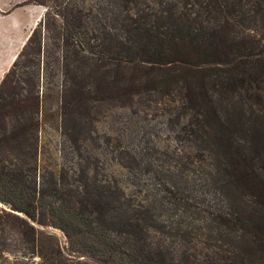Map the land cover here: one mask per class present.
Returning a JSON list of instances; mask_svg holds the SVG:
<instances>
[{
    "label": "rangeland",
    "instance_id": "374dc122",
    "mask_svg": "<svg viewBox=\"0 0 264 264\" xmlns=\"http://www.w3.org/2000/svg\"><path fill=\"white\" fill-rule=\"evenodd\" d=\"M39 2L0 23V65L17 51L0 67V177L19 187L0 182V264H50L45 234L74 254L42 199L35 220L15 207L53 181L101 227L137 224L165 264H264L250 220L264 215V0H220V13L206 0ZM175 28L212 34L202 73L217 76L154 85L173 74L148 62L145 32Z\"/></svg>",
    "mask_w": 264,
    "mask_h": 264
},
{
    "label": "trees",
    "instance_id": "16d2710c",
    "mask_svg": "<svg viewBox=\"0 0 264 264\" xmlns=\"http://www.w3.org/2000/svg\"><path fill=\"white\" fill-rule=\"evenodd\" d=\"M32 2H39V0H30ZM227 1V0H225ZM212 7H217L219 13L221 12L220 0H206ZM38 4H44V1ZM215 17L213 16V19ZM212 29V27H211ZM166 31L163 35L152 34L146 31L147 43H151L156 47L155 49L144 50L148 58V62L164 66L165 70L170 71L173 77L168 76L160 78L154 85H163L164 88H169L178 83L179 80L192 83L190 80H206L211 76H217L216 72H209L203 74L202 64H206V58L210 53H214L213 43L211 41L212 34H204L200 32L191 33L187 29L175 28ZM129 49V47H128ZM211 55V54H210ZM159 66V67H160ZM228 66V64H226ZM219 71V68H215ZM222 72L227 76L224 79H217L215 86L218 90H228L235 85L234 79L236 74L241 72V67L231 66L228 71L224 69ZM216 74V75H215ZM179 75L180 78L176 79ZM199 75V76H197ZM198 77V78H196ZM4 78L1 82H3ZM213 83V81H210ZM2 183H13L10 178L0 177ZM14 187L18 184L13 183ZM19 188V187H18ZM60 187L53 181L51 186L52 194L48 198L24 197L23 193L19 191L16 195V209L24 211L27 216L35 220L32 211L34 203L41 200L44 204L45 212L44 219L47 218V225L61 229L62 234L66 237L69 252L74 254L62 253L59 246L54 244L52 235L45 234V240L49 244H41L39 250L44 251L49 258L50 264H165L163 260L157 259L149 253L146 240L143 237L142 230L137 224L127 223V226H121V229H114L113 219H109L111 227H101L100 219L101 213L92 210L86 204H80L77 208L69 201L65 200L60 191ZM94 211L95 214H92ZM97 216V218H96ZM256 219V221L254 220ZM250 220L257 225L264 226V215L252 214ZM53 242V243H52Z\"/></svg>",
    "mask_w": 264,
    "mask_h": 264
},
{
    "label": "crops",
    "instance_id": "0c3cea01",
    "mask_svg": "<svg viewBox=\"0 0 264 264\" xmlns=\"http://www.w3.org/2000/svg\"><path fill=\"white\" fill-rule=\"evenodd\" d=\"M25 4H29V0H0V23L5 22L6 20L9 19L8 14L10 13L11 9L14 8V9H20L21 10L23 5H25ZM31 6L34 10H36V8H37L36 6H33L32 4H31ZM14 9L12 10V12L15 11ZM15 22L16 21L12 20L11 23H13V25L16 27L17 24ZM35 22H37V19H35L33 23L35 24ZM16 52L17 51H14L12 56L9 55L11 57L7 56L6 60L4 61V65L2 64V65H0V67L9 66L11 61L14 60V58L17 54Z\"/></svg>",
    "mask_w": 264,
    "mask_h": 264
}]
</instances>
